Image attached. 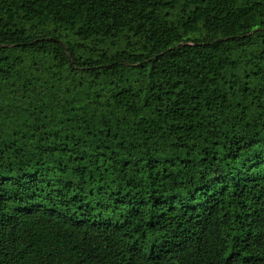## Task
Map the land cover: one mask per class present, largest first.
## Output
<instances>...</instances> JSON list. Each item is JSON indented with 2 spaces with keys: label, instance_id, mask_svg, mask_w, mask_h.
Segmentation results:
<instances>
[{
  "label": "trees",
  "instance_id": "trees-1",
  "mask_svg": "<svg viewBox=\"0 0 264 264\" xmlns=\"http://www.w3.org/2000/svg\"><path fill=\"white\" fill-rule=\"evenodd\" d=\"M0 264H264V0H0Z\"/></svg>",
  "mask_w": 264,
  "mask_h": 264
}]
</instances>
